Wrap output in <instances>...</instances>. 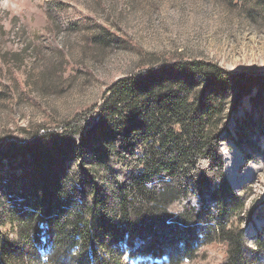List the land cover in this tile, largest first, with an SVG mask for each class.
Returning a JSON list of instances; mask_svg holds the SVG:
<instances>
[{
  "label": "trees",
  "instance_id": "16d2710c",
  "mask_svg": "<svg viewBox=\"0 0 264 264\" xmlns=\"http://www.w3.org/2000/svg\"><path fill=\"white\" fill-rule=\"evenodd\" d=\"M230 1L264 13V0ZM253 87L254 106L264 74L152 60L60 132L39 124L0 134V165H13L0 169V264H27L39 245L43 264H122L121 244L131 258L177 264L212 242L224 251L217 264H264V233L247 243L220 145L231 100Z\"/></svg>",
  "mask_w": 264,
  "mask_h": 264
},
{
  "label": "rangeland",
  "instance_id": "374dc122",
  "mask_svg": "<svg viewBox=\"0 0 264 264\" xmlns=\"http://www.w3.org/2000/svg\"><path fill=\"white\" fill-rule=\"evenodd\" d=\"M256 9L230 0H0V134L39 124L60 132L58 123L94 111L113 81L152 60L201 58L264 74V13ZM250 93L231 100L220 145L225 175L244 201V237L254 245L264 233V95L253 106L256 88ZM37 247L27 264H43L46 249ZM221 247L209 243L177 264H217ZM116 250L122 264H152L129 257L124 244Z\"/></svg>",
  "mask_w": 264,
  "mask_h": 264
},
{
  "label": "water",
  "instance_id": "95a60500",
  "mask_svg": "<svg viewBox=\"0 0 264 264\" xmlns=\"http://www.w3.org/2000/svg\"><path fill=\"white\" fill-rule=\"evenodd\" d=\"M225 169H226V166H225Z\"/></svg>",
  "mask_w": 264,
  "mask_h": 264
}]
</instances>
